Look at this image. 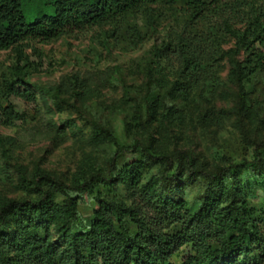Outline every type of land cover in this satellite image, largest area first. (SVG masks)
I'll use <instances>...</instances> for the list:
<instances>
[{"label":"rangeland","instance_id":"374dc122","mask_svg":"<svg viewBox=\"0 0 264 264\" xmlns=\"http://www.w3.org/2000/svg\"><path fill=\"white\" fill-rule=\"evenodd\" d=\"M23 3L29 12L43 8L42 0ZM189 14L182 2L153 0L105 23L67 27L57 38L29 40L0 51V84L12 80V69L19 65L34 95L30 101L10 98L22 119L10 125L0 123V203L36 198L27 181L38 172L69 185L105 172L112 161L117 169L140 162V187L151 175L159 174L164 164L140 151L115 156L118 146L131 147L135 141L169 155L174 162L177 152L183 151L188 156L184 162L189 158L205 170L251 161L258 155V172L264 176V67L243 81V108L237 106L238 90L226 57L217 58L210 77L188 93H165L178 76L177 62L168 63L167 46L172 50L182 41L195 43L193 38L213 31L214 19L192 20ZM221 40L222 50L233 47L232 38ZM160 51L163 57L155 60L154 53ZM146 64L155 70L151 96L143 69ZM253 175L249 169L240 175L243 197L260 213L264 185L248 179ZM39 182L51 190L56 202H62L64 195ZM182 187L188 202L202 188L200 182L189 180ZM100 191L125 207H131L135 198L126 181ZM77 206L88 218L93 203L78 199ZM54 226L51 221L54 240L64 244ZM186 251L182 247L172 261L178 264Z\"/></svg>","mask_w":264,"mask_h":264},{"label":"trees","instance_id":"16d2710c","mask_svg":"<svg viewBox=\"0 0 264 264\" xmlns=\"http://www.w3.org/2000/svg\"><path fill=\"white\" fill-rule=\"evenodd\" d=\"M152 1L42 0L43 8L29 12L23 0H0V51L29 40L57 38L67 27L102 24ZM170 1L184 3L192 20L214 19V33L193 38L195 43L182 41L172 50L167 46L168 63L177 62L178 76L165 93H188L210 77L217 58L226 57L238 90L237 106L245 107L243 81L264 67V0ZM224 36L233 39L232 48L222 50ZM154 57L162 58V52H155ZM143 69L151 96L155 70L148 64ZM12 75V80L0 84V123L4 125L22 119L10 98L34 100L21 66L13 68ZM41 91L52 93L50 89ZM0 146L3 148L1 140ZM134 151L164 164L159 174L151 175L140 187V162L131 161L117 169L112 161L105 172L69 185L38 172L27 181L36 198L3 200L0 264H175L172 258L182 247L188 251L178 264L264 262V210L257 213L248 204L240 179L247 169L254 170L248 179L264 185L258 155L251 161L205 170L189 158L184 162L183 157L188 156L183 151L177 152L174 162L169 155L135 141L131 147L118 146L115 156ZM185 180L202 186L192 202L183 197ZM39 181L64 195L62 202H56L51 190ZM116 181L132 186L135 198L131 207L101 196L100 188ZM78 199L93 203L88 218L79 212ZM51 221L64 244L54 240Z\"/></svg>","mask_w":264,"mask_h":264}]
</instances>
